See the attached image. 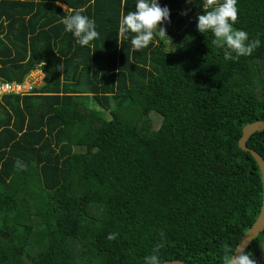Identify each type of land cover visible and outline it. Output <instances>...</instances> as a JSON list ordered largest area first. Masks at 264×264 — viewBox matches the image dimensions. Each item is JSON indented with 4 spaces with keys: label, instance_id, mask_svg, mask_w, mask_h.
I'll return each mask as SVG.
<instances>
[{
    "label": "trees",
    "instance_id": "obj_1",
    "mask_svg": "<svg viewBox=\"0 0 264 264\" xmlns=\"http://www.w3.org/2000/svg\"><path fill=\"white\" fill-rule=\"evenodd\" d=\"M135 2L0 0V82L44 75L0 102V264H144L161 232L165 262L227 264L256 221L238 140L264 121V0H238L235 27L261 44L237 61L197 31L206 0H159L173 45L133 51L118 28ZM81 7L100 34L85 47L61 23ZM247 147L264 160V131ZM263 246L264 231L247 250Z\"/></svg>",
    "mask_w": 264,
    "mask_h": 264
},
{
    "label": "clouds",
    "instance_id": "obj_2",
    "mask_svg": "<svg viewBox=\"0 0 264 264\" xmlns=\"http://www.w3.org/2000/svg\"><path fill=\"white\" fill-rule=\"evenodd\" d=\"M185 2L191 3L192 0ZM55 3L58 7L66 9V5L61 4V0H55ZM237 4L238 0H206L203 9L207 10H203L202 14L196 17L197 31L202 34L209 32L212 34L214 38L211 43L223 51V58L226 61H237L242 56H250L261 44L259 39H250L247 31L235 27L238 20ZM85 11L83 7L73 9L63 16L61 21L64 31L71 33L81 47L90 45V42L100 35L95 20L84 15ZM182 14L186 15L187 12ZM168 22H170V9L166 5L162 7L159 0H136L135 10L129 11L120 19L118 32L122 40H130L133 51L147 48L156 36L171 48L173 43L164 27ZM130 34L134 35L130 36ZM170 52L172 51L165 53ZM62 68V64L57 65L58 70ZM117 235L115 232L110 233L108 239L114 240ZM160 235L162 242L156 245L150 255L144 257V264H165V260L159 254L160 249L164 247L165 234L161 232ZM247 248L234 250L227 264H258L256 257L259 258L262 251L255 256L253 252H248Z\"/></svg>",
    "mask_w": 264,
    "mask_h": 264
},
{
    "label": "water",
    "instance_id": "obj_3",
    "mask_svg": "<svg viewBox=\"0 0 264 264\" xmlns=\"http://www.w3.org/2000/svg\"><path fill=\"white\" fill-rule=\"evenodd\" d=\"M44 65V64H43ZM264 131V121H257L247 124L243 127L241 137L238 140V148L246 153H249L251 158L254 160L260 174V180L262 185V203L260 212L254 224L249 228L244 235L241 237L239 244L236 249H245L247 246L256 239L260 233L264 231V160L254 150L247 147V141L255 133ZM235 249V250H236ZM165 264H186L182 261H168Z\"/></svg>",
    "mask_w": 264,
    "mask_h": 264
},
{
    "label": "rangeland",
    "instance_id": "obj_4",
    "mask_svg": "<svg viewBox=\"0 0 264 264\" xmlns=\"http://www.w3.org/2000/svg\"><path fill=\"white\" fill-rule=\"evenodd\" d=\"M44 63H39L37 66V68H41L43 66ZM43 72L41 70H34L31 73H29L24 82L23 85L24 88L22 89V91H26V90H30L32 88L33 85L36 84L37 87H41L43 86ZM106 116L108 117V113L106 112ZM132 118V112H129V117L128 118H124L125 120L131 119ZM151 118H152V128L151 129H157L158 126L160 125V121H161V116L160 115H152L151 114Z\"/></svg>",
    "mask_w": 264,
    "mask_h": 264
},
{
    "label": "built area",
    "instance_id": "obj_5",
    "mask_svg": "<svg viewBox=\"0 0 264 264\" xmlns=\"http://www.w3.org/2000/svg\"><path fill=\"white\" fill-rule=\"evenodd\" d=\"M25 85L15 84V83H8V82H0V102L2 98L6 95H27L30 91L34 88H39L35 85L32 86L30 90L22 91Z\"/></svg>",
    "mask_w": 264,
    "mask_h": 264
},
{
    "label": "flooded vegetation",
    "instance_id": "obj_6",
    "mask_svg": "<svg viewBox=\"0 0 264 264\" xmlns=\"http://www.w3.org/2000/svg\"><path fill=\"white\" fill-rule=\"evenodd\" d=\"M249 252V249H248ZM256 260L258 261V264H264V246H263V252L261 253L260 257H256Z\"/></svg>",
    "mask_w": 264,
    "mask_h": 264
},
{
    "label": "crops",
    "instance_id": "obj_7",
    "mask_svg": "<svg viewBox=\"0 0 264 264\" xmlns=\"http://www.w3.org/2000/svg\"><path fill=\"white\" fill-rule=\"evenodd\" d=\"M61 8L65 10V8H63V7H61ZM39 88H40V87H39Z\"/></svg>",
    "mask_w": 264,
    "mask_h": 264
}]
</instances>
